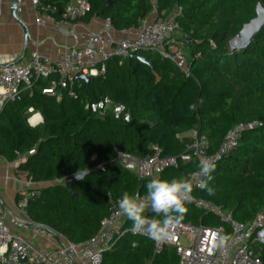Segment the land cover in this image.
Segmentation results:
<instances>
[{
	"label": "trees",
	"instance_id": "16d2710c",
	"mask_svg": "<svg viewBox=\"0 0 264 264\" xmlns=\"http://www.w3.org/2000/svg\"><path fill=\"white\" fill-rule=\"evenodd\" d=\"M72 0H40L63 19ZM91 11L83 18L110 19L115 30L139 27L154 12L168 16L183 8L180 23L191 53V76L173 62L151 51H141L154 63V70L140 60L114 57L106 62V73L90 80H76L78 98L62 91L59 101L43 93L52 79L41 78L33 90H23L15 101L0 111V155L18 164L36 184L28 213L73 243L92 239L109 215L110 197L121 199L147 194L146 185L119 163L117 149L139 158L153 156V145L165 156H180L191 144L182 136L197 132L208 141V154H216L228 133L251 121L261 128L247 131L238 147L216 163L208 187L195 191L240 222H249L264 212V27L242 50H232L230 41L257 17L264 0H89ZM213 44L215 46H213ZM109 96L125 105L131 121L104 118L85 108V101L97 102ZM44 121L32 127L29 110ZM96 154L97 160L91 161ZM199 168L193 155L189 163L164 170L160 179L189 178ZM92 171L80 181L76 174ZM67 178V179H66ZM56 181H63L57 183ZM54 182V183H53ZM110 194V195H109ZM19 200V198H18ZM157 217V216H155ZM132 224V221H130ZM184 223L220 225V219L190 206ZM134 243H137L134 246ZM264 263V247L260 252ZM175 249L155 254L151 240L127 234L103 255V264H177Z\"/></svg>",
	"mask_w": 264,
	"mask_h": 264
},
{
	"label": "built area",
	"instance_id": "2783aa9c",
	"mask_svg": "<svg viewBox=\"0 0 264 264\" xmlns=\"http://www.w3.org/2000/svg\"><path fill=\"white\" fill-rule=\"evenodd\" d=\"M36 9V22L43 27L47 22L59 23L79 20L91 11L89 0H72L64 10L63 19L56 20V9L44 5L40 0H30ZM153 19H146L139 27L125 28L119 32L122 38L114 39L110 31L114 29L111 20H106L105 27L100 31L87 29L83 34L84 44L74 46L59 58L52 59L40 54L36 49L24 62H14L0 66V111L6 103L15 101L23 90H33L34 84L41 78L52 79L49 87L43 89L44 94L62 99V91L69 96L78 98L76 76L82 72L88 77H99L106 73V62L114 57L123 60L138 55L141 51H151L162 59L173 62L187 77L191 76V61L186 51L188 37L183 33L180 18L183 8L178 7L170 15L153 13ZM117 31V30H116ZM213 46H215L213 44ZM86 110L104 118L112 115L116 120L131 121V114L125 105L114 102L105 96L97 102L85 101ZM28 123L33 127L41 124V120L31 121L40 113L29 110ZM263 123L251 121L237 125L226 136L219 151L208 154V141L199 137L197 132L191 137V144L180 156H165L163 150L153 145L154 154L148 158H139L131 153L117 149L120 165L141 181L159 178L161 173L171 167H178L181 162L189 163L196 156L201 159L210 158L215 164L229 155L238 147L244 134L261 128ZM94 154L91 161L97 160ZM198 168L189 175L192 184L190 198L185 207L194 206L205 214L212 213L220 221V225L207 226L203 223L191 222L173 225L170 239L156 241L142 232H132L130 220L123 215L118 207L120 199L110 197L109 215L103 219L97 234L83 243H73L54 228L36 222L28 213L29 200L33 197L32 189L36 184L26 173L18 176L20 190L18 208L20 216H7L0 212V264H103L105 252L115 248L117 243L127 234L151 240L155 254L162 253L166 248L175 249L177 264H264L260 252L264 247V212L259 213L249 222L235 219L231 211H226L194 193L203 189ZM67 179V178H66ZM61 183L63 181H56ZM54 183V182H53ZM52 184V183H50ZM140 195L144 198L146 195ZM145 215L153 219H162L150 209ZM157 216V217H155ZM228 237L223 248L215 246L218 237ZM137 243H134L136 246Z\"/></svg>",
	"mask_w": 264,
	"mask_h": 264
},
{
	"label": "crops",
	"instance_id": "0c3cea01",
	"mask_svg": "<svg viewBox=\"0 0 264 264\" xmlns=\"http://www.w3.org/2000/svg\"><path fill=\"white\" fill-rule=\"evenodd\" d=\"M36 16V9L30 0H0V66L24 62L36 49L43 56L59 58L72 47L84 44L83 34L87 29L98 32L106 25L105 19L96 16L89 22L82 19L59 23L47 22L45 26L39 27ZM154 17L152 14L149 19ZM110 33L116 40L123 36L115 29ZM193 133H187L182 137H192ZM23 160L24 158H21L15 163H10L0 155V212L7 216H20L18 164ZM48 185L51 184H35L33 188Z\"/></svg>",
	"mask_w": 264,
	"mask_h": 264
},
{
	"label": "clouds",
	"instance_id": "9594fccd",
	"mask_svg": "<svg viewBox=\"0 0 264 264\" xmlns=\"http://www.w3.org/2000/svg\"><path fill=\"white\" fill-rule=\"evenodd\" d=\"M216 164L210 159H201L199 162V174L203 177L201 184L207 189L209 195L214 191L208 187L213 179L212 173ZM84 173H78L82 175ZM147 194L141 198L139 194H129L124 192L118 202L120 212L132 221L131 231L147 234L151 239L162 241L170 239L172 236L171 227L179 224L186 212L185 201L190 198L192 184L184 178H172L171 180L153 178L147 185ZM110 195V194H109ZM150 209L162 219H153L145 215ZM228 243V237L220 236L215 242V246L223 248Z\"/></svg>",
	"mask_w": 264,
	"mask_h": 264
},
{
	"label": "water",
	"instance_id": "95a60500",
	"mask_svg": "<svg viewBox=\"0 0 264 264\" xmlns=\"http://www.w3.org/2000/svg\"><path fill=\"white\" fill-rule=\"evenodd\" d=\"M264 27V6L259 4L257 7V17L252 20L250 23L246 24L241 31L240 35L233 38L230 41V48L232 50H242L251 44V42L256 38V36L262 31ZM136 58L140 60L141 62L149 65L154 70V63L149 60L146 56L138 54V55H132L130 57V60ZM77 79L81 80H90L91 77L86 76L82 72L78 73L76 76ZM84 173L82 175L76 174L72 179L69 180V182L73 181H80L84 179L87 175L91 174L92 171H84L81 172Z\"/></svg>",
	"mask_w": 264,
	"mask_h": 264
},
{
	"label": "rangeland",
	"instance_id": "374dc122",
	"mask_svg": "<svg viewBox=\"0 0 264 264\" xmlns=\"http://www.w3.org/2000/svg\"><path fill=\"white\" fill-rule=\"evenodd\" d=\"M186 51H187L189 60H191L192 56H191L190 50L188 48H186ZM188 138H191V136Z\"/></svg>",
	"mask_w": 264,
	"mask_h": 264
},
{
	"label": "bare ground",
	"instance_id": "6f19581e",
	"mask_svg": "<svg viewBox=\"0 0 264 264\" xmlns=\"http://www.w3.org/2000/svg\"><path fill=\"white\" fill-rule=\"evenodd\" d=\"M40 118H41L40 115L39 116H36L35 119H33L31 122L34 123L36 120H41Z\"/></svg>",
	"mask_w": 264,
	"mask_h": 264
}]
</instances>
